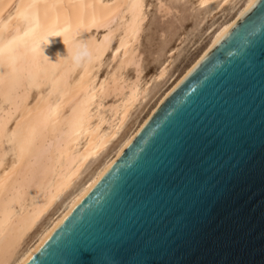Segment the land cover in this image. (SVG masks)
I'll return each mask as SVG.
<instances>
[{"label": "bare ground", "instance_id": "1", "mask_svg": "<svg viewBox=\"0 0 264 264\" xmlns=\"http://www.w3.org/2000/svg\"><path fill=\"white\" fill-rule=\"evenodd\" d=\"M250 1L0 0V264L24 260ZM151 5L164 22L151 56L184 13L190 29L218 17L181 66L190 29L143 78Z\"/></svg>", "mask_w": 264, "mask_h": 264}, {"label": "water", "instance_id": "2", "mask_svg": "<svg viewBox=\"0 0 264 264\" xmlns=\"http://www.w3.org/2000/svg\"><path fill=\"white\" fill-rule=\"evenodd\" d=\"M20 264H264V0Z\"/></svg>", "mask_w": 264, "mask_h": 264}, {"label": "rangeland", "instance_id": "3", "mask_svg": "<svg viewBox=\"0 0 264 264\" xmlns=\"http://www.w3.org/2000/svg\"><path fill=\"white\" fill-rule=\"evenodd\" d=\"M152 11H153V5L149 6V13ZM184 15L186 16V17L184 16L185 18L182 17L180 18V20L175 22L173 30L170 32V35L167 36V41H166V44L164 45V48H165L164 50H166L168 47L173 46L176 43V38L181 32H183L184 30L190 29L193 17L191 16L189 17L188 13H184ZM217 17H218V14L216 13L209 15L203 20V22L200 25L196 26L195 28L190 29L186 41L183 44H181V48H180L181 52L178 53V56L174 62L173 68H177L181 66L183 62L186 61V58L192 55L194 51V47L192 48V45L190 44L189 40L191 38H195L199 34V32L206 26V24L211 21V19H215ZM148 20L150 21V25L149 27L145 29L142 35V39H141V47L144 50L143 71H142L143 78H147L150 74H152L156 70L159 62L164 57V50L160 51L155 56L150 55L152 51L156 50L161 45L162 41L158 37L157 29L164 22H161L157 15L154 14V16H152L151 13L148 16ZM104 63L102 65L103 68L100 69L99 76H101L104 73V70L107 67V64L105 67ZM127 73L131 75L132 74L131 69H129ZM152 86L156 87V83H154Z\"/></svg>", "mask_w": 264, "mask_h": 264}, {"label": "clouds", "instance_id": "4", "mask_svg": "<svg viewBox=\"0 0 264 264\" xmlns=\"http://www.w3.org/2000/svg\"><path fill=\"white\" fill-rule=\"evenodd\" d=\"M59 35H60L59 33L56 34V36H59ZM43 43H44V45H47V44L49 43L48 38H45V40H44ZM57 55L59 56V54H57ZM45 58H46V59H49L46 55H45Z\"/></svg>", "mask_w": 264, "mask_h": 264}]
</instances>
